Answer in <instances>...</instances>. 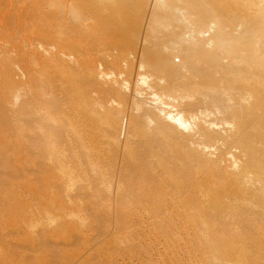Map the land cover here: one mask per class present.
Instances as JSON below:
<instances>
[{
  "label": "bare ground",
  "instance_id": "6f19581e",
  "mask_svg": "<svg viewBox=\"0 0 264 264\" xmlns=\"http://www.w3.org/2000/svg\"><path fill=\"white\" fill-rule=\"evenodd\" d=\"M1 5L0 43H10L13 50L5 52L7 64L0 62V109L12 112L15 160L21 163L24 154L30 159V169L21 164L16 176L28 172L36 181L29 193L22 190L27 197L18 195L21 188L14 190L19 191L14 197L21 218L0 220V250L7 249L0 253L1 262L9 257L7 264H53L55 257L61 260L57 263L83 264L93 257L88 243L75 255L76 248L71 251L53 239L71 224L52 227L50 193L77 202L82 197L72 193L76 185L108 207L102 208L109 209L106 218L113 222L103 233L107 237L117 226L114 203L127 212L130 205L147 211L152 220L167 214L175 224L187 223L217 263L224 242L212 238L214 226L261 240L264 0H1ZM19 42L22 51L14 47ZM174 56L182 62L175 64ZM101 156H109L110 166L99 165ZM53 170H58V183H53ZM23 230L22 250L7 256L11 233ZM34 243L41 248L35 251ZM224 250L232 255L231 249Z\"/></svg>",
  "mask_w": 264,
  "mask_h": 264
},
{
  "label": "rangeland",
  "instance_id": "374dc122",
  "mask_svg": "<svg viewBox=\"0 0 264 264\" xmlns=\"http://www.w3.org/2000/svg\"><path fill=\"white\" fill-rule=\"evenodd\" d=\"M0 3H1V0H0ZM0 7H2V5L0 6ZM0 10H1V8H0ZM1 18V17H0ZM0 21H3V19H1ZM5 22V21H4ZM4 22H0V25H1V27H2V25L4 24ZM9 23V22H8ZM1 30H2V33H1V30H0V35L2 36V37H4V31H3V29L2 28H0ZM209 32H207L206 34H208ZM0 36V38L1 39H3L2 37ZM0 39V42L2 41ZM1 45H0V62H1V64H2V60L6 57V50H13V48L11 47V44L9 43L8 44V42H7V44L6 45H4V44H2V43H0ZM17 44V43H16ZM15 44V45H16ZM19 44H21L20 42L18 43V45ZM13 45V44H12ZM18 45H16V46H14V47H17L16 49L18 50H20V51H22V45L24 46V44H21V45H19V47H18ZM8 47V48H7ZM21 47V48H20ZM3 48V49H2ZM90 48H91V50L94 48V45L93 44H90ZM6 52V53H5ZM2 53L4 54L3 56H2ZM26 54V53H25ZM91 54H92V51H91ZM27 55V54H26ZM10 57V56H9ZM6 59H8V55H7V57H6ZM9 60V59H8ZM7 60V61H8ZM172 60L174 61V63L175 64H179V63H181L182 62V59L179 57V56H174L173 58H172ZM172 60H170V61H172ZM6 60L4 61V62H6L5 64H7L8 62H7ZM4 62H3V65H4ZM2 66H0V70L1 71H3V69L1 68ZM0 74H2L3 75V73L1 72ZM0 77H1V75H0ZM2 78V77H1ZM0 78V79H1ZM27 79H25V81H26ZM1 81H2V83H1ZM20 83V82H19ZM25 83H27V81L25 82ZM1 84H3V80L1 79L0 80V85ZM27 85V84H26ZM0 88H1V86H0ZM14 90L16 91V92H18V93H20L21 91H22V88H21V86L19 85V84H16V87L14 88ZM1 95H2V93L0 92V103H1V101H2V99H3V95H2V97H1ZM2 98V99H1ZM4 108H2L1 107V109H0V151H1V153H0V159H1V161H0V198H3V194H5V196H6V198H7V200H5V201H3L2 202V199L0 200L3 204L5 203V205H6V203H7V205H11L10 207H8V206H5L4 205V207L6 208V207H8V209H6L5 210V208H4V210H3V205L1 204V206H0V220H1V222L3 223L4 221H8V222H10V221H14V220H18V219H20L21 218V216H20V212H19V209H18V207L20 208V204H18L17 202H18V200L16 201V196H17V193L19 192V191H21V193H18V195L19 194H22V195H24V196H26L27 197V195H25L27 192L29 193V190L27 189V188H29L30 186L32 187L33 185L35 186V182L36 181H34L33 179H32V176H30L29 177V173L28 172H26V174H29V175H24L22 178L20 177V178H18L16 175H17V168H19V167H22V166H24V167H22L25 171H28L29 169H30V159H29V157H28V154H27V156L24 154V156L26 157V159H24V161H22L21 163L20 162H18V160H15L17 157L14 155L15 153H16V146H17V142H15V140L17 141V136H15L16 134H15V129L14 128H11L12 126L13 127H15V125H14V123L13 124H11V122H14V121H12V117L10 116V115H12L11 113L12 112H10L8 109V111L6 110V108H5V110H3ZM4 121V122H3ZM3 122V123H2ZM9 128H11V129H9ZM12 129H13V131H12ZM12 132V133H11ZM15 134V135H14ZM3 140V141H2ZM12 145V146H11ZM3 146V147H2ZM13 147H15V149L13 150ZM2 148V149H1ZM3 148H4V151H3ZM25 148H27V147H25ZM7 149V150H6ZM9 149V150H8ZM10 151V152H9ZM3 152H4V155H3ZM5 152H9V153H5ZM14 152V153H13ZM10 154V155H9ZM12 154H13V156H12ZM6 156V157H5ZM8 156V157H7ZM24 157V158H25ZM107 157H109V156H107ZM107 157H106V159L103 157V156H101V160H99V163H101V164H99L100 166H103V165H105V166H103L104 168H106V164H107V167L108 166H110V164L111 163H108V161H107ZM3 158V159H2ZM8 158V159H7ZM29 160H28V159ZM12 159V160H11ZM108 159H111V157L110 158H108ZM3 160V161H2ZM103 160V161H102ZM110 162V161H109ZM112 162V161H111ZM104 163V164H103ZM21 164H22V166H21ZM12 165V166H11ZM16 165V166H15ZM102 168V167H101ZM103 169V168H102ZM8 171H13V173L11 172H8ZM54 171V170H53ZM56 171H58V170H55L54 171V173H56V174H54L53 172H52V174H53V177L56 175L57 176V179H59L58 178V172H56ZM6 175V176H5ZM63 176L64 174H63V171L61 172H59V176ZM56 176H55V178H56ZM60 176V177H61ZM3 178V179H2ZM7 179V181H6V179ZM55 178H53L54 180H53V183L54 182H56V183H58L57 181H60V179L59 180H57V179H55ZM5 179V180H4ZM10 179V180H9ZM17 179V180H16ZM21 180V181H20ZM61 180H62V178H61ZM23 181V182H22ZM3 182V183H2ZM6 182V183H5ZM13 183V184H12ZM16 183V184H15ZM18 183V184H17ZM22 183V184H21ZM18 186V187H17ZM21 186V187H20ZM34 186H33V188H34ZM77 186V185H76ZM76 186H74L73 187V189H72V193H74V195L75 194H78V193H80V197H82V198H80V200L79 199H77V202H72V203H68V202H65V200H63V201H60V199H58V197H57V195H56V193H55V191H53V193H50V195L51 194H53V195H51V196H49V197H51V200H54V198H52V197H54V195L57 197V201H56V199L54 200V203L50 200V198H49V205H48V208L50 207V212H53V213H51V215H52V220H53V218H55V222H54V224H53V222H52V224L54 225V226H52L55 230H56V227L57 226H55V224L58 222H61V223H59V225H63V224H65V226H68L69 224H71V225H69L67 228L65 227V229H63L62 231L61 230H58L56 233V235H59V236H54V238L53 239H55V241L58 239V241H59V243L60 242H62V244L60 243V245H65V246H67V248H69V247H72V249L71 248H69V250L71 249V251L74 249V248H76V249H74L73 251H72V253L73 254H75V255H79L80 254V251L81 250H83L84 248H85V246H84V244H86V243H88V244H86V245H88V247H90L91 246V253H95L94 255H93V257L91 256V253H90V256L91 257H89L86 261H88V262H86V261H84L85 263H83V264H98L99 262V264H215V263H217L218 261V259L216 260H214L213 258H210V255L207 253V252H204L205 250H202V246H201V243L199 242V237L197 236V235H195V234H193V233H190V231L187 229V228H189V227H187L188 225H187V223H183V222H181L180 221V223H176L175 224V222H174V220H173V218L171 217V216H167V214H164L163 215V217L162 218H164V219H162V218H159V219H150L148 216H145L146 215V213H148L147 211H144V212H139V211H136V208L134 207V206H132V205H130V209L132 210H128L129 212H127V207H128V204H124L125 206H126V208L127 209H125V208H123V209H125V211L126 212H124V210L122 209V207H124L123 205H122V207L121 208H114V203L112 204L111 203V208H112V210H114L115 212H114V214H116V215H114V220L115 221H117V222H115V224L118 226H116V228H115V232H113V233H111L112 235L111 236H105L104 234L106 233L105 232V230H107L108 231V226H112V224L111 223H113L112 221H111V223H110V221L109 220H107L108 218H106V215H107V212L109 211V209H107V210H105L106 208H108V207H106V205L102 202V201H99V199L98 198H95L96 196H94V193L92 194V196L90 195L91 193H89L91 190H89V192L88 191H86V192H83V190H82V193H81V191H79L78 189H76ZM24 187V188H23ZM7 188V189H6ZM15 188V189H14ZM21 188V190H19V189ZM23 188V189H22ZM33 188H30V190H32ZM78 188V187H77ZM25 189V191H26V193H24L22 190H24ZM17 191V190H19L18 192H15V191ZM75 190H77V191H75ZM6 191V192H5ZM3 192V193H2ZM5 192V193H4ZM12 192H15L14 194L15 195H12L15 199L14 200H12L11 198H12V196H11V194H13ZM23 192V193H22ZM75 192H77V193H75ZM88 192V193H87ZM92 192V191H91ZM10 194V195H8V194ZM72 193H70V194H72ZM87 193V194H86ZM82 194V195H81ZM85 194V196H83ZM8 195V196H7ZM88 195V196H87ZM2 196V197H1ZM5 196H4V198H5ZM78 196H79V194H78ZM10 197V198H9ZM55 197V198H56ZM85 197V198H84ZM87 197V198H86ZM62 200V199H61ZM96 200H98V201H96ZM6 201H8V202H6ZM16 203H15V202ZM52 203H51V202ZM59 201V202H58ZM86 201H88V202H86ZM93 201V202H92ZM0 202V203H1ZM32 202V201H31ZM61 202V204L59 205V204H57V203H60ZM79 202H81V204L79 203ZM69 205H67V204ZM77 203V204H76ZM87 203V204H86ZM90 203V204H89ZM101 203H103V205L101 204ZM15 204V205H14ZM17 204V205H16ZM52 204L53 205H55V206H52ZM64 204V205H63ZM66 204V205H65ZM73 204H75V205H73ZM13 205V206H12ZM19 205V206H18ZM23 205V204H22ZM57 205V206H56ZM88 205V206H87ZM101 205V206H100ZM105 205V206H104ZM114 205V206H113ZM15 206H17V207H15ZM67 206V207H66ZM71 206V207H70ZM78 206V207H77ZM97 208H96V207ZM113 206V207H112ZM13 207V208H12ZM53 207V208H52ZM57 209H56V208ZM59 207V208H58ZM63 207V208H62ZM65 207V208H64ZM73 207V208H72ZM79 207H81V208H79ZM86 207H88V208H86ZM101 209H100V208ZM116 207V206H115ZM11 208V209H10ZM75 208V209H74ZM102 208H105L104 210L102 209ZM134 208V209H133ZM13 209V210H12ZM15 209V210H14ZM16 209H18L17 211H16ZM54 211H53V210ZM61 209H63V210H61ZM72 209V210H71ZM196 209V208H195ZM9 210V211H8ZM11 210V211H10ZM74 210L76 211L75 213H74ZM95 210H97V211H95ZM122 211V213L125 215H127V216H124L122 213H121V211ZM198 210H199V208H198ZM3 211H5V212H3ZM78 211V212H77ZM95 211V212H94ZM120 211V212H119ZM5 213V214H3V213ZM16 212V214H19V215H17V217L15 216V214L14 213ZM17 212H19V213H17ZM50 212H49V214H50ZM68 212V213H67ZM71 212V213H70ZM73 212V213H72ZM85 212H87V213H85ZM103 212V213H102ZM104 212H105V215H104ZM131 212V213H130ZM135 212V213H134ZM139 212V213H138ZM146 212V213H145ZM211 212H213V213H215V211H211ZM2 213V214H1ZM54 213H58V214H54ZM83 213H85V214H83ZM128 213V214H127ZM145 213V214H144ZM9 214V215H8ZM25 214L26 213H24V214H22V216L24 215V217H25ZM67 214H69V215H67ZM70 214H75V215H77V216H70ZM129 214H132V215H129ZM134 214H135V216H134ZM139 214V216H137ZM144 214V215H143ZM8 215V216H7ZM59 215V216H58ZM79 215V216H78ZM92 215V216H91ZM10 216V217H9ZM27 216V215H26ZM55 216V217H54ZM61 216H63V218L61 217ZM67 216V217H66ZM116 216V217H115ZM118 216V217H117ZM121 216H122V218H121ZM129 216H130V218H129ZM164 216H166V217H164ZM4 217H6V218H4ZM13 217V218H12ZM19 217V218H18ZM24 217H22V218H24ZM58 217V218H57ZM68 217H69V219H68ZM81 217V218H80ZM84 219H83V218ZM90 217L92 218V219H90ZM109 217V216H108ZM134 217H135V219H134ZM144 217V218H143ZM167 217H169V219L167 218ZM61 218H62V220H61ZM72 218V219H71ZM76 218V219H75ZM117 218V219H116ZM126 218H129L128 220L126 219ZM132 218H133V221H132ZM142 218H143V220H142ZM13 219V220H12ZM51 219H49V224H50V227H51ZM59 219V220H58ZM81 219H83L82 220V222H80V220ZM106 219V220H105ZM123 219V220H122ZM138 219V220H137ZM168 219V220H167ZM171 219V220H170ZM10 220V221H9ZM63 220H65L64 222H63ZM76 220V221H75ZM120 220V221H119ZM131 220V221H130ZM137 220V221H136ZM142 222H141V221ZM160 220V221H159ZM54 221V220H53ZM74 223H73V222ZM139 221V222H138ZM157 221H159V222H157ZM172 222L173 223V226H172V223H170V224H168L169 222ZM176 221V220H175ZM0 222V223H1ZM69 222V223H68ZM77 222V223H76ZM79 222V223H78ZM84 222V223H83ZM89 222V223H88ZM154 222V223H153ZM157 222V223H156ZM163 222V223H162ZM177 222H179V221H177ZM58 223H57V225H58ZM63 223V224H62ZM67 223V224H66ZM80 223H81V225H80ZM110 223V224H109ZM123 223V224H122ZM183 223V224H182ZM120 224V225H119ZM122 224V225H121ZM126 224V225H125ZM128 224V225H127ZM139 224V225H138ZM159 224H161V225H159ZM166 226H165V225ZM210 224H212V223H210ZM139 227H138V226ZM164 225V226H163ZM171 225L172 227H173V229H169L168 227ZM177 225V226H176ZM179 225V226H178ZM180 225H181V227H180ZM2 226V225H1ZM77 226V227H76ZM85 226V227H84ZM158 226V227H157ZM170 226V228H172ZM216 226H218V225H216ZM220 226H223V225H220ZM39 227L40 228H43L42 226H40L39 225ZM51 227V228H52ZM76 229V231H75V229ZM120 227V228H119ZM125 227V228H124ZM128 227V228H127ZM164 227V228H163ZM182 227H184V229L182 228ZM37 229H35L36 231H38V229H39V231H40V228H38V227H36ZM127 228V229H126ZM168 228V229H167ZM180 228V229H179ZM186 228V229H185ZM218 228H219V230L221 229L222 230V228L221 227H219L218 226ZM218 228H216L215 226H214V229H213V232H215V235L212 237V236H210L209 238H214V240H215V236H216V241H218V240H220L221 239V242L223 243V245L221 244L220 246H218V248L219 247H222V248H220L219 249V254L220 255H218L217 254V251H215L214 252V254L215 255H218V256H220L221 257V254H222V257L219 259V262L221 263V264H231V262H232V264H264V251H263V249H264V236L263 235H260V238H261V240H259V238H256V236H254L255 238H252L251 239V237H249L248 236V238H249V240H248V238H247V240H246V236L244 237L243 236V234L241 235L240 233L241 232H239V234L235 231L234 233L236 234V236H237V238H236V236L234 237L233 235H235L234 233H231V232H229L228 230L226 231V232H223V230H222V232H223V236H221L222 235V232L220 233V232H217L216 230H218ZM73 229V230H72ZM110 229V228H109ZM183 231H182V230ZM216 229V230H215ZM42 230V229H41ZM119 230V231H118ZM170 230V231H169ZM187 230V231H186ZM215 230V231H214ZM24 231L25 230H23V231H13L12 233H11V235H10V242H9V245H8V248L12 251H10L9 252V254L7 253V256L8 255H10V254H12V253H20V251L22 250V248H21V246H20V244H22V242H23V240H24V238H25V234H23L24 233ZM66 231H67V233H66ZM72 231V232H71ZM81 231V232H80ZM28 232V231H27ZM75 234H74V233ZM105 232V233H104ZM159 232V233H158ZM216 232L218 233L217 235H216ZM231 233L232 234V236H231V234L230 235H228V233ZM15 233H16V235H15ZM63 235H62V234ZM65 233V234H64ZM69 233V234H68ZM79 233V234H78ZM81 233H83V234H81ZM97 233V234H96ZM104 233V234H103ZM176 233V234H175ZM227 233V234H226ZM68 234V235H67ZM75 236H74V235ZM192 234V235H191ZM61 235V236H60ZM66 235V236H65ZM79 236L80 235V237H79V239H78V237L76 238V236ZM99 235V236H98ZM189 235H191V236H189ZM220 237H219V236ZM225 235H227L226 237H225ZM239 235V236H238ZM68 236H69V238H68ZM82 236H83V238H82ZM188 236V237H187ZM192 236H194V237H192ZM12 237H13V239H12ZM58 237V238H57ZM59 237H61L60 239H59ZM68 239H66V238ZM75 237V238H74ZM88 240H86L85 238ZM217 237H218V239H217ZM224 237V238H223ZM257 237H259V236H257ZM37 237H34V241L36 242V239ZM90 238V239H89ZM103 238V239H102ZM166 238V239H165ZM191 238V239H190ZM240 238V239H239ZM31 239V240H32ZM36 239V240H35ZM64 239H66L65 241H64ZM70 239H71V241H70ZM83 241H82V240ZM85 239V240H84ZM126 239H127V241H126ZM175 239H177L176 241H177V243H176V241H175ZM181 239V240H180ZM199 239V240H198ZM244 239H245V241H244ZM253 239H255V240H253ZM73 240V241H72ZM80 242H79V241ZM183 240V241H182ZM188 240V241H187ZM225 240V241H224ZM237 240H238V243H236L237 242ZM58 241H56V242H58ZM85 241V242H84ZM130 241V242H129ZM166 241V242H165ZM173 241V242H172ZM227 241V242H226ZM247 241V242H246ZM248 241H249V243H248ZM259 241H261V243L259 242ZM11 242H13V243H20L19 245H15V244H12ZM74 242V243H73ZM78 242V243H77ZM183 242V243H182ZM189 242H191V243H189ZM192 242H194V243H192ZM240 242V243H239ZM246 244H245V243ZM36 243H39V241L37 240V242ZM90 243H91V245H90ZM93 243V244H92ZM173 243V244H172ZM236 243V244H235ZM252 243V244H251ZM256 243V244H255ZM79 244V245H78ZM95 244V246H92V245H94ZM120 244V245H119ZM233 244H235V245H233ZM241 244V245H240ZM248 244L250 245V246H248ZM226 245V246H225ZM228 245H229V248H228ZM240 245V246H239ZM252 245V246H251ZM255 245V246H254ZM258 245V246H257ZM20 246V247H19ZM80 246H81V250L79 249L80 248ZM194 246H196V247H194ZM232 246V247H231ZM241 248L242 246H244L243 248H246L244 251H237L238 249H240L239 247ZM247 246V247H246ZM32 247H34L35 249V251L36 250H38V249H40L41 248V245L40 244H38V245H36V247H35V243L32 245ZM74 247V248H73ZM79 247V248H78ZM83 247V248H82ZM87 247V246H86ZM95 247V248H94ZM117 247V248H116ZM192 247V248H191ZM238 247V249L236 250V248ZM13 248V249H12ZM194 248V249H193ZM224 248H227V249H231L233 252L235 251V252H237V253H235L234 252V254H233V252H232V255H231V253L229 254L228 252L226 253L225 252V250H224ZM249 248V249H248ZM261 248H262V250H261ZM78 249H79V251H78ZM118 249V250H117ZM222 249V250H221ZM248 249V253H246L247 250ZM258 249V250H257ZM6 250L7 249H5L4 251H2L1 252V250H0V253L2 254L3 252H6ZM95 250V251H94ZM216 250H217V248H216ZM221 250V251H220ZM223 251V252H222ZM249 251H251V252H249ZM255 251V252H254ZM132 252V253H131ZM222 252V253H221ZM241 252V253H240ZM242 252H243V254H242ZM245 252V253H244ZM257 252V253H256ZM261 252V253H260ZM103 253V254H102ZM260 255H259V254ZM108 254V255H107ZM111 254V255H110ZM118 254V255H117ZM206 254V255H205ZM226 256H225V255ZM253 254V255H252ZM14 255V254H13ZM13 255H11V256H13ZM101 255V256H100ZM117 255V256H116ZM208 255V256H207ZM223 255H224V257H223ZM230 255V256H229ZM235 255H237V256H240L241 255V257H237V256H235ZM251 255V256H250ZM3 256H6L5 255V253H4V255ZM10 256V257H11ZM16 256V255H15ZM98 256H100V257H98ZM106 256H109V257H106ZM234 256H235V258H234ZM73 257H75L74 255H73ZM97 257V258H96ZM115 257V258H114ZM120 257H122V258H120ZM237 257V258H236ZM255 257V258H254ZM257 257V258H256ZM3 258V257H2ZM9 257H7V258H5V260L4 259H2V262L0 261V264L1 263H3V264H5L6 262H7V259H8ZM92 258V259H91ZM96 258V259H95ZM108 258V259H107ZM223 258V259H222ZM233 258V259H232ZM0 259H1V255H0ZM52 259H54V260H52V262H54L53 264H56L57 262H56V260L58 259V258H56L55 259V257H53ZM71 259V258H70ZM59 260V259H58ZM92 260V261H91ZM95 260V261H94ZM98 260H99V262H98ZM226 260H229V261H226ZM234 260V261H233ZM59 261H61V260H59ZM111 261V262H110ZM107 262V263H106ZM227 262V263H226ZM63 263H67L66 261H62V263L61 262H59V263H57V264H63ZM220 263H217V264H220ZM7 264V263H6Z\"/></svg>",
  "mask_w": 264,
  "mask_h": 264
}]
</instances>
